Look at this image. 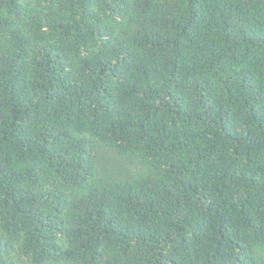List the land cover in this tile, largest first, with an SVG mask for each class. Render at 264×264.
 Here are the masks:
<instances>
[{
	"label": "trees",
	"instance_id": "16d2710c",
	"mask_svg": "<svg viewBox=\"0 0 264 264\" xmlns=\"http://www.w3.org/2000/svg\"><path fill=\"white\" fill-rule=\"evenodd\" d=\"M0 264H264V0H0Z\"/></svg>",
	"mask_w": 264,
	"mask_h": 264
},
{
	"label": "rangeland",
	"instance_id": "374dc122",
	"mask_svg": "<svg viewBox=\"0 0 264 264\" xmlns=\"http://www.w3.org/2000/svg\"><path fill=\"white\" fill-rule=\"evenodd\" d=\"M106 166V165H105Z\"/></svg>",
	"mask_w": 264,
	"mask_h": 264
}]
</instances>
